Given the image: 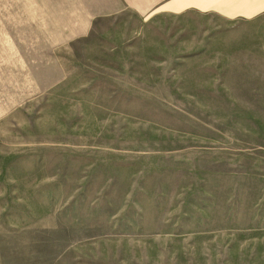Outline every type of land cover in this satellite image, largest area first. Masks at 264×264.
I'll use <instances>...</instances> for the list:
<instances>
[{
	"label": "rangeland",
	"instance_id": "rangeland-1",
	"mask_svg": "<svg viewBox=\"0 0 264 264\" xmlns=\"http://www.w3.org/2000/svg\"><path fill=\"white\" fill-rule=\"evenodd\" d=\"M113 1L0 0V264H264V23Z\"/></svg>",
	"mask_w": 264,
	"mask_h": 264
},
{
	"label": "crops",
	"instance_id": "crops-1",
	"mask_svg": "<svg viewBox=\"0 0 264 264\" xmlns=\"http://www.w3.org/2000/svg\"><path fill=\"white\" fill-rule=\"evenodd\" d=\"M113 2V0H107L101 10H110ZM133 4L137 10L139 8L144 10L142 13H146L157 5L160 10L172 14L216 16L225 22H234L239 25L264 23V0H139L134 1Z\"/></svg>",
	"mask_w": 264,
	"mask_h": 264
}]
</instances>
